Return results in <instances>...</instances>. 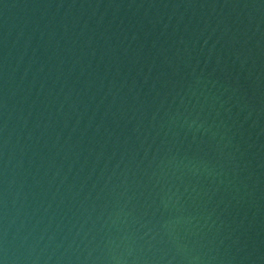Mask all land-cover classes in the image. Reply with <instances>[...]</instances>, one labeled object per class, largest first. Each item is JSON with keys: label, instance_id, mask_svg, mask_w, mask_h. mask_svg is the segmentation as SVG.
I'll return each mask as SVG.
<instances>
[{"label": "water", "instance_id": "water-1", "mask_svg": "<svg viewBox=\"0 0 264 264\" xmlns=\"http://www.w3.org/2000/svg\"><path fill=\"white\" fill-rule=\"evenodd\" d=\"M0 264H264V0H0Z\"/></svg>", "mask_w": 264, "mask_h": 264}]
</instances>
